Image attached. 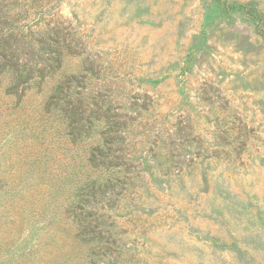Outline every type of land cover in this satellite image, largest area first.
<instances>
[{
	"label": "rangeland",
	"instance_id": "374dc122",
	"mask_svg": "<svg viewBox=\"0 0 264 264\" xmlns=\"http://www.w3.org/2000/svg\"><path fill=\"white\" fill-rule=\"evenodd\" d=\"M0 12L23 57H61L22 95L0 74V264H264V0Z\"/></svg>",
	"mask_w": 264,
	"mask_h": 264
},
{
	"label": "trees",
	"instance_id": "16d2710c",
	"mask_svg": "<svg viewBox=\"0 0 264 264\" xmlns=\"http://www.w3.org/2000/svg\"><path fill=\"white\" fill-rule=\"evenodd\" d=\"M4 21V18H2V14L0 12V28L2 27V23ZM0 31H3L0 29ZM17 46V43H11L9 39L4 38L0 39V74L3 73H11L12 74V79L8 88V93L9 94H14V95H22L27 89H29L32 84L31 82L37 79H40L42 81L44 79V74L46 70L48 73L51 71L59 68L61 64V57H60V51L58 49H55L54 51L50 50V53H55V57H40L43 56V53H38L39 57H23L22 53L23 50L21 48H15ZM18 47V46H17ZM76 53V51H72ZM49 53V52H48ZM26 58V60H25ZM38 72L39 78H34V74ZM65 91V84L61 85L60 90L58 92L57 97L62 95L64 97V107H62V110L65 111L66 113H70V117L72 118V127L73 130L77 129L79 126V123L83 120V114L82 112L84 111L83 109V103L82 100L79 101V104L76 106H73V99H67V95L64 93ZM108 112L99 113V118L102 120H105L106 123H108V130L104 131L103 133V138L104 142L106 143H111L113 139H116V135L111 133V131H115L116 134H122L124 126V121L122 120H117L114 121V115H108ZM114 124V125H113ZM72 136L75 137V134ZM92 153L90 157V164L93 166H99V165H104L107 167H118L121 166L122 163L118 161H114L116 158L115 156L111 159H109V153H105L102 151L99 154ZM95 158L98 159L100 158L99 162L95 161Z\"/></svg>",
	"mask_w": 264,
	"mask_h": 264
}]
</instances>
